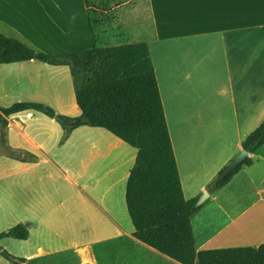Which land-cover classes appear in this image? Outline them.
I'll use <instances>...</instances> for the list:
<instances>
[{
	"label": "crops",
	"instance_id": "0c3cea01",
	"mask_svg": "<svg viewBox=\"0 0 264 264\" xmlns=\"http://www.w3.org/2000/svg\"><path fill=\"white\" fill-rule=\"evenodd\" d=\"M34 1L0 3L12 4L13 11L19 5L26 20L37 18L55 29V16L45 11L53 6L66 29L48 36L52 46H57L53 50L59 53L86 51L94 46L108 49L148 45L183 188L180 161L200 166L202 174L211 173L192 200L207 190L264 122V64H259L258 59L259 53L264 54V0H75L73 5L64 0H46L49 5L41 3V15H37ZM0 22L30 36L19 19L15 24L0 14ZM35 113L25 112L8 119L5 130L15 129L38 154V160L28 161L30 150L26 149L25 154H18L21 159L15 158L18 155L2 159L14 173L10 177H24L38 186L51 182L52 190L64 202L81 196L89 207L91 223L79 228V234L91 236L98 228L105 233L97 237V232L93 240L68 241L60 229L75 233L74 218L81 222L80 214L88 212L76 206L68 211L57 210L46 205L49 195L32 197L25 209L29 238L24 242L29 248L22 259L28 264H178L134 239V227L131 218H127L126 190L119 187L120 180L112 179L113 172H95L87 177L86 173L63 167L44 155L45 143L38 129L20 124V115L30 122L39 121ZM74 115L76 119L81 112L74 108ZM57 124L53 123V129H62L65 138V131ZM99 153L109 156L105 160L111 159V151L101 152L100 148ZM249 157L253 165L244 167L224 189L210 193V205L204 204L193 217L197 251L264 245V239L213 242L226 228L264 209V146ZM45 168L50 170L43 173ZM63 191L67 194L63 195ZM184 193L186 196L185 188ZM238 198L237 209L241 210L234 214L229 205ZM208 208L219 211L211 225L206 221ZM195 219L199 221L198 233ZM222 224L218 232L208 234ZM45 235L57 241V246L50 248Z\"/></svg>",
	"mask_w": 264,
	"mask_h": 264
},
{
	"label": "trees",
	"instance_id": "16d2710c",
	"mask_svg": "<svg viewBox=\"0 0 264 264\" xmlns=\"http://www.w3.org/2000/svg\"><path fill=\"white\" fill-rule=\"evenodd\" d=\"M31 61L70 69L81 115L69 119L38 103H17L0 109V130L8 128L9 118L36 112L56 119L67 137L81 127L108 131L137 151L125 197L134 239L178 264H264V245L197 251L192 220L202 207L196 208L199 199L185 198L147 44L108 49L94 46L86 51L49 55L0 33V66ZM263 146L264 122L246 139L243 150L255 155ZM252 165V159L247 157L221 180L225 167L210 193L222 190L244 167ZM28 238V227L20 224L1 233L0 243ZM0 255L10 264H28L1 245Z\"/></svg>",
	"mask_w": 264,
	"mask_h": 264
},
{
	"label": "rangeland",
	"instance_id": "374dc122",
	"mask_svg": "<svg viewBox=\"0 0 264 264\" xmlns=\"http://www.w3.org/2000/svg\"><path fill=\"white\" fill-rule=\"evenodd\" d=\"M12 2L13 1H10V3ZM42 2H44V5H49L46 0L34 1V5H36L34 8L37 10V15L42 14V8L44 7V5L40 6ZM49 7L53 8V6H48V9ZM67 7L69 9L72 8L71 5H68ZM13 8L14 6L12 4L0 3L1 17L14 22L15 24L16 20L19 19V23L22 25L21 27L30 36L26 37L21 35L12 27L0 22L1 34L16 39L38 52L49 55L64 54L53 50L54 48H57V46H52L53 44L45 35L46 31L51 29L49 26L43 25L37 18H35V20H26L24 18L25 13L19 5L14 11L12 10ZM50 15L54 16L53 14ZM36 21L39 24H34L35 26H33V23H36ZM53 22L57 26L55 29H51L53 33H58L62 30L65 32L66 29L62 26L63 18L59 21L58 17H54ZM258 59L259 64H264V54L259 53ZM17 103H38L52 109L57 116L69 119L75 118L74 108L80 114L79 109L76 107L74 83L70 69L66 67H50L39 61L0 66V109L10 108ZM34 115L39 118V121L30 122V119L25 115H20V124L24 127L29 125L38 129L45 143L43 153L46 157L59 161L63 167H71L75 172L86 173L87 177L95 172L101 174L113 172L112 179L117 178V180H120L119 187L126 190V175L135 166L137 156V151L135 149L123 143V141L121 142L114 135L104 129L83 127L75 130L73 134L68 137L65 132V138H62V129L56 130L52 127L53 123H58L61 126L56 119L49 118L42 113H35ZM20 120L15 119V122H19ZM95 147L98 149L95 150ZM100 148L101 152L111 151V159L105 160V157L109 156L101 155L99 153ZM20 149H23V151H20ZM26 149L30 150L27 156L28 161L38 160V154L32 151L27 144L22 141L15 129L10 131L0 130V234L20 224L28 226L29 223L26 220L25 209L29 205L31 198L49 195L46 199V205H51V207H54L57 210L68 211L73 206H76L83 211L88 212L80 214L82 219L81 222L78 221L77 217L74 218L75 233L60 229V232H63L64 237L68 241L73 239L78 241L93 240L94 235H96L97 232V237H102L105 230H101L100 228H98L97 232L91 236L89 233L79 234V228L84 224L89 225L91 223L89 207L82 200L81 196L77 195L71 201L64 202L63 199L52 190L51 187L54 184L51 182H48L43 186H38L31 181L27 182L24 177H10V175L14 174L11 172L10 165L3 164V161L1 160L10 159L9 157H15L19 153H22L23 155L26 153ZM21 157L18 155L15 158L21 159ZM109 160L111 161L109 162ZM48 169L50 170V168ZM180 169L186 192L185 198L189 201L194 194L201 191L200 188L207 181L211 173L208 172L202 174L200 172V166H189L181 161ZM49 170L45 168L43 173H46ZM218 176L207 186V190L203 191L202 194H200V197L195 199L200 200L205 196V193L210 195V191L212 192V188L210 187L217 181ZM62 193L63 195L67 194L66 191H63ZM207 201H209V198L206 199L205 206H208L211 203ZM211 209L217 210L216 208ZM127 218L130 219V217ZM194 227L198 233V219L194 220ZM91 230L94 232L93 228ZM214 232L215 229L208 234L211 235ZM44 239L48 241L50 248L57 246V241L48 238V235H45ZM0 245L13 257L20 259L25 257L29 248L27 242L12 239L4 240ZM0 264H10V262L0 255Z\"/></svg>",
	"mask_w": 264,
	"mask_h": 264
},
{
	"label": "bare ground",
	"instance_id": "6f19581e",
	"mask_svg": "<svg viewBox=\"0 0 264 264\" xmlns=\"http://www.w3.org/2000/svg\"><path fill=\"white\" fill-rule=\"evenodd\" d=\"M51 1H58V0H51ZM67 3H71L73 5L75 3V0H64ZM46 8V7H45ZM49 14H53L55 17L59 18V21H61V17L52 7H49V9H45ZM25 16V14H24ZM41 22V21H40ZM30 23V22H29ZM43 25H46L44 22H41ZM34 24H39L37 21ZM55 35L53 31L47 30L45 35L50 40L51 43L53 41L48 36ZM240 199H236L235 202L231 203L229 206L234 211V214H238L241 209H237V204L240 202ZM219 211L215 209H209L208 215L206 218L207 224L211 225L215 218L218 216ZM224 224L219 226L215 229L220 230L223 227ZM258 239H264V209L255 211L250 217H247L246 219H243L242 221L226 228L220 237L218 236L216 239H214V244H228V243H238V242H246V241H252V240H258Z\"/></svg>",
	"mask_w": 264,
	"mask_h": 264
},
{
	"label": "water",
	"instance_id": "95a60500",
	"mask_svg": "<svg viewBox=\"0 0 264 264\" xmlns=\"http://www.w3.org/2000/svg\"><path fill=\"white\" fill-rule=\"evenodd\" d=\"M64 125H68V123L64 122ZM71 125H75V124H71ZM249 157V154L247 151H242L232 162L231 164L227 167L225 173L223 174V176L221 177V180H224L226 177H228L239 165H241L243 163V161ZM209 198L208 193H205V196L203 198H201L197 204H196V208L202 207L205 202L206 199Z\"/></svg>",
	"mask_w": 264,
	"mask_h": 264
}]
</instances>
